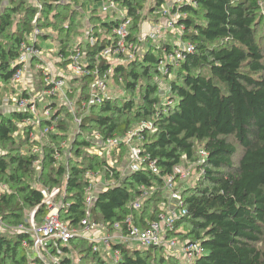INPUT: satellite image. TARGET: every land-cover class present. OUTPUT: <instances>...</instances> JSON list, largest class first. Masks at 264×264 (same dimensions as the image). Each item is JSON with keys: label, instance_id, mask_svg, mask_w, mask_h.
<instances>
[{"label": "trees", "instance_id": "16d2710c", "mask_svg": "<svg viewBox=\"0 0 264 264\" xmlns=\"http://www.w3.org/2000/svg\"><path fill=\"white\" fill-rule=\"evenodd\" d=\"M39 1L41 7L28 0H9L0 10L1 87H7L15 69L11 63L35 26L41 30L38 39L55 42L60 67H66L75 48L83 44L88 65L94 64L113 40L120 16L99 13L93 6L102 0H81V6L66 0ZM111 1L131 18V41L137 40L134 31L147 19L142 15L145 5L151 14L164 5L175 6L185 24L182 38L194 43L193 51L171 69L170 76L158 70L164 50L171 47L169 41L161 45L162 40L147 38L134 58L111 67L99 58L100 68L111 69V79L115 85L120 81L124 94L117 98L108 92L101 104L82 116L81 103L89 95L91 78H71L69 84L80 86L74 100L81 123L78 129L71 125L69 109L64 104L58 109L50 97L53 100L45 107L51 109V116L40 125L55 129L40 143L42 155L30 149L38 145L29 140L30 114L0 111V184L10 190L0 193L1 220L17 225L36 207L35 218L41 221L47 208L40 187L51 189L65 183L59 216L77 227L86 214L89 183L85 173L93 170L102 171L108 183L95 191L91 220L123 224L132 214L134 222L145 227L167 201L164 178L174 166L201 160L195 164L199 173L195 182L181 185L188 213L176 221L169 237L202 244L204 251L189 264H264V0H184L177 5L173 0ZM89 5L87 26L80 18ZM82 33L95 43L73 46ZM164 81L163 89L160 82ZM39 84L43 87L42 80ZM62 112L66 120L59 119ZM142 121L151 122L152 128L143 130L144 139L138 144L147 160L156 161L159 174L147 168L122 174L128 152L124 144L106 157L91 151L94 131L104 137L122 136ZM69 135L68 154L56 160L55 151ZM200 150L205 156L200 157ZM109 159L117 161L110 166ZM105 165L109 166L106 170ZM150 187L156 188L154 193L144 196ZM136 200H142L138 210L132 207ZM24 238L21 232H0V264H29ZM70 242L101 264H180L175 255H166L159 247L120 245V259L112 263L92 249L93 242L80 236ZM61 248L68 251L67 245ZM60 262L71 264V259L62 256Z\"/></svg>", "mask_w": 264, "mask_h": 264}, {"label": "built area", "instance_id": "2783aa9c", "mask_svg": "<svg viewBox=\"0 0 264 264\" xmlns=\"http://www.w3.org/2000/svg\"><path fill=\"white\" fill-rule=\"evenodd\" d=\"M2 1L6 2V4L9 2V0ZM180 1L184 0H173L172 3L177 5ZM185 1L190 2L191 0ZM34 2L31 1L30 3L41 7L36 0ZM109 8H114V5L108 3L101 6L102 11H107ZM115 10H117V7ZM120 12L122 15L120 16L119 23L113 30V40L102 48L94 64L88 65L84 50L85 44L82 47L75 48L66 65L70 76L65 71L54 73L52 65L47 58L46 50L38 44V35L41 30L35 26L27 38L21 42L19 54L11 63L15 69L9 79L8 85L10 84L13 89L20 88L21 93L15 100L2 99L0 104L6 105L10 102V105L12 104L13 106L12 110L27 111L30 114V119L36 118L40 124L42 119H49L51 109L45 107L43 110L44 117L41 118L39 101L45 97H59L62 104L70 110L73 116V124L78 129L82 116L87 114L93 105L101 104L108 95V77L111 69H101L99 58H104L108 61L109 67L115 63L132 59L137 52L144 49V44L141 45L140 41H143L145 38L155 40L161 30L166 34L171 33L178 37V41L175 44H171L170 48L164 50V54L159 61L158 70L164 75L170 76L171 69L173 70L186 58L188 53L193 51L194 43L182 38L185 24L182 23L180 12L175 6L172 7L169 4L162 6L159 17L161 22L154 24L144 35H139L135 41L129 40L131 18L126 16L123 10ZM81 42H88L90 45H93L95 39L87 37ZM32 68L37 69L42 75L43 89L37 94L33 92L32 85L29 82ZM86 76L91 78L88 87L89 95L81 103L80 112L82 116H79L74 101L68 96V93L72 91L68 87L67 80H69V77L83 78ZM165 100H167L168 104L171 103L168 97ZM145 128L151 129V122L142 121L122 136L104 137L98 131H94L91 136L94 146H96L94 150L98 155H110L113 151H118L119 146L124 144L128 147V152H126L125 163L122 166V174L145 168L154 174H159L156 161L147 160L146 155L142 153V149L138 144L144 139L143 130ZM50 130H52V126L46 125L43 129H40L41 136L35 135L32 137V140L40 144L42 136H45ZM69 142L67 140L61 142V149L56 150L54 153L56 160L64 159L68 154ZM199 155L203 157L205 156V152L200 150ZM116 161V159H109L108 164L111 166ZM200 162L201 160H198L196 163ZM108 167L105 165V170ZM110 174L112 175L111 170ZM101 175L102 171L88 170L85 173V177L89 183L85 195L86 214L77 227H71L68 221L61 219L59 216V211L63 206L62 199L65 195V183H62L51 189L46 186L40 187V193L43 196L42 204L47 208V213L41 221L35 218L37 209L35 207L27 214L24 221L17 225H7L0 218V232H21L27 236V238L22 240V245L28 248V256H33L29 264H68L60 262L63 252L61 246L67 245L69 240L74 236H82L93 242L95 245L93 250H99L112 263H116L120 259L121 249L118 246L131 244L132 242L137 243L141 247L163 248L166 254L176 256L181 254L189 261L204 251V247L198 241L181 240L174 236L169 237V234L175 230L176 221L188 213L187 209L183 206L181 197L182 186L177 184L189 176L188 167L178 164L164 178L163 189L166 190L167 201L163 204V209L157 213L156 219L149 221L145 227L138 226L134 222L132 214L125 217L123 224L119 221L102 223L91 220L90 207L93 203L95 191L107 185L101 182L100 179L103 177ZM9 191L7 185L0 184V193ZM141 203L142 200H136L132 203V207L138 210L141 208ZM97 243H101L103 248H98ZM94 264H101V262H95Z\"/></svg>", "mask_w": 264, "mask_h": 264}, {"label": "rangeland", "instance_id": "374dc122", "mask_svg": "<svg viewBox=\"0 0 264 264\" xmlns=\"http://www.w3.org/2000/svg\"><path fill=\"white\" fill-rule=\"evenodd\" d=\"M34 2V0H28V2L30 3V2ZM39 4H40V1L39 0H36ZM68 1H72L73 2V4L74 5H79V6H81V4H80V1L81 0H66V2H68ZM172 1V0H171ZM170 1V2H171ZM35 3V2H34ZM108 3H111V4H113L114 5V8H109L107 11H102L101 10V6L103 5V4H108ZM6 4V2H3L2 0H0V10L2 9V7L4 6ZM91 6L89 5L88 7H87V11H85L84 13H83V16L80 18V20H81V22L84 24V25H87L88 26V24L87 23H85V20H87L88 19V15H89V11L91 10V8H90ZM93 7H98L97 9H98V12L99 13H104V14H107V16L106 17H108V16H115V17H119V16H121L122 14H121V9H119L118 8V6L114 3V1H108V0H102L100 3H98V4H95ZM117 7V10H115V8ZM162 8V7H161ZM161 8L157 11V13H150V11H149V9H148V7H147V5H145L144 6V8L142 9V15L144 16V17H146L147 19H145L142 23H141V27H140V30L139 31H134V33L135 34H138V35H144V33L146 32V31H148L149 29H150V27H152L153 26V24L154 23H158V22H161V19L159 18L160 17V11H161ZM37 16H38V14H37ZM104 17H105V15H103ZM156 18H158V20L156 19ZM85 27L86 26H83L82 27V29H83V32H84V30H85ZM35 28V27H34ZM158 37H156V40L155 41H159V40H162L161 41V45L163 44V42H168V41H170L169 43H171L172 45L173 44H175L177 41H178V37L176 36V35H174V34H171V33H168V34H166L163 30H161V32H160V34L159 35H157ZM87 37H86V35L85 34H80L78 37H76L75 38V40H74V43H73V46L74 45H77L78 43H80L79 41L80 40H82V41H84L85 39H86ZM160 38V39H159ZM169 39V40H168ZM144 40H147V38H145ZM143 40V41H144ZM164 40V41H163ZM184 40H186V39H184ZM143 41H140V43H141V45H143L144 44V42ZM143 43V44H142ZM38 44L39 45H41L42 46V48L44 49V50H46V54H47V58L49 59V61L50 62H52L53 63V60L54 59H56V57H57V55H56V46H55V42H53L50 38H48L47 40L45 39V40H40V38L38 39ZM45 46V47H44ZM144 46V45H143ZM52 63H51V65H52ZM62 69L61 70H63V71H65L66 72V74H69V70H68V68H67V66L66 67H61ZM32 71H33V73H34V76H32V77H30L29 78V80H30V82L31 81H33L34 83H33V85H32V88H33V92L34 93H40L41 91H42V89H43V87L42 86H40V81L42 80V75H41V73L37 70V69H35V68H32L31 69ZM69 76H70V74H69ZM111 76H112V73H110V75H109V77H108V87H109V93H110V95H113V96H116L117 98H121V96L124 94V89L120 86L121 85V83H120V81L118 82V84H114V81L111 79ZM73 78V77H72ZM70 79H71V77H69V80H67V84H68V87L69 88H71V93H72V97H69L70 99H72L73 101H74V103H75V98H76V96H77V91L80 89V86H79V84H77V83H73L72 82V84L70 83L69 84V81H70ZM159 81V80H158ZM166 82L164 81L163 83H161L160 82V84H161V87H163V86H165L166 84H165ZM4 84V83H3ZM165 84V85H164ZM5 85V84H4ZM72 87H74V88H72ZM163 89H164V87H163ZM20 93H21V90H19V89H15V90H13L12 89V86L9 84H7V87L6 86H0V102H1V100L2 99H4V98H8V99H11V100H15L19 95H20ZM123 99V98H122ZM53 99L52 98H50V97H45L44 99H42V100H40L39 101V112H40V114H41V118H43L44 116H43V110H44V108H45V106L47 105V103H49V102H51ZM55 102H56V106H57V108L59 109V108H61V106H60V104H62V102H61V100H60V98L59 97H56L55 98ZM1 105V104H0ZM70 111V110H69ZM4 113H9V111L8 112H4ZM8 115V114H7ZM59 119H62V120H66L67 119V115H66V113H59ZM80 116V115H79ZM73 122V121H72ZM31 123V125H34V127H33V130L29 133V137H30V141L33 139L32 137L33 136H35V135H39V136H41V134H40V129H43L44 127L43 126H41L40 124H39V122H38V120H36V118H31L30 120H29V122L27 123V124H30ZM71 125H74L73 123L71 124ZM49 126H52V131L55 129V126L54 125H49ZM70 130H72V128L70 129ZM51 131V130H50ZM71 134V133H70ZM48 134H46L45 136H42V142L43 141H45V140H47V138H48V136H47ZM23 136L25 137V136H27V131H25V133H24V131H23ZM72 138V135L70 136L69 135V137L67 138V142H69V140ZM33 141V140H32ZM38 143V142H37ZM29 147V146H28ZM27 147H25V149H26ZM24 149V148H23ZM30 149L32 150V151H36V149H37V153H39V155H42L40 152H41V145L38 143V145H34V146H30ZM94 149H96V146H94ZM93 148L91 149V151H93L94 153H95V150H94ZM103 155H105V154H102V155H100V156H103ZM104 157H106V155L104 156ZM108 157V156H107ZM62 160V159H61ZM195 164H196V162H188V163H186V164H184L183 166H186V167H188L189 168V176L186 178V179H184V181H181V182H178L177 184L178 185H182V186H184V185H192L194 182H195V179L198 177V175H199V173H198V170L196 169V167H195ZM102 176V175H101ZM107 182H105L104 184H106ZM101 188H99V189H96V191L97 190H100ZM155 187H150V188H148V190H146L145 191V194H144V196H151L153 193H154V191H155ZM166 194V190L164 189V195ZM33 210V209H32ZM27 212H31V211H27ZM79 237V236H78ZM80 237H82V236H80ZM84 238V237H83ZM86 239V238H85ZM86 241H88L89 242V240L88 239H86ZM67 246H68V251L66 252V253H63L62 252V256L63 255H65V256H67V257H69L70 259H71V264H94L95 262H96V260L95 261H93V260H91L88 256H87V253L83 250L82 251V248H80L79 246L78 247H75L71 242H70V240H69V242H68V244H67ZM95 246V245H94ZM131 246H139L137 243H135V242H132L131 243ZM97 247L98 248H103V246H102V244L101 243H97ZM93 249V248H92ZM98 253L102 256V253H100V251L98 250ZM167 255V254H166ZM176 256V255H175ZM33 256L32 255H30V256H28V258L29 259H31ZM177 258H178V261H179V263L180 264H189L192 260H187V259H185L181 254H178L177 256H176Z\"/></svg>", "mask_w": 264, "mask_h": 264}, {"label": "crops", "instance_id": "0c3cea01", "mask_svg": "<svg viewBox=\"0 0 264 264\" xmlns=\"http://www.w3.org/2000/svg\"><path fill=\"white\" fill-rule=\"evenodd\" d=\"M154 24H156V23H154ZM153 24V25H154ZM169 40V39H168ZM82 40H80L79 42H81ZM170 42V41H169ZM171 44V43H170ZM45 47V46H44ZM50 63H52V62H50ZM57 63V57H56V59H54L53 60V63H52V69H53V71H54V73H59V72H64L63 70H61L62 68L58 65V64H56ZM66 73V72H65ZM32 76H34V73H33V71L31 70V75L29 76V78L30 77H32ZM29 82H30V80H29ZM33 81H31L30 82V84L31 85H33ZM13 89V88H12ZM13 90H15V89H13ZM19 90H20V88H19ZM12 108H13V106H12V104L10 105V102L8 103V104H6V105H0V111L1 112H8V111H10V110H12ZM101 182L104 184L105 182H107L108 183V181H106V179L104 178V177H102L101 179ZM106 183V184H107Z\"/></svg>", "mask_w": 264, "mask_h": 264}]
</instances>
